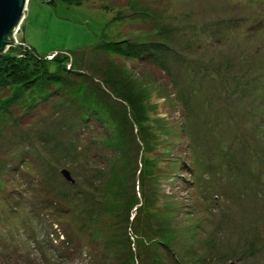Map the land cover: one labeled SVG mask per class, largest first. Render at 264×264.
Instances as JSON below:
<instances>
[{"label": "rangeland", "instance_id": "obj_1", "mask_svg": "<svg viewBox=\"0 0 264 264\" xmlns=\"http://www.w3.org/2000/svg\"><path fill=\"white\" fill-rule=\"evenodd\" d=\"M17 43L0 264H264V0H29Z\"/></svg>", "mask_w": 264, "mask_h": 264}, {"label": "water", "instance_id": "obj_2", "mask_svg": "<svg viewBox=\"0 0 264 264\" xmlns=\"http://www.w3.org/2000/svg\"><path fill=\"white\" fill-rule=\"evenodd\" d=\"M29 0H0V56L16 47L26 17ZM62 175L72 181L67 170Z\"/></svg>", "mask_w": 264, "mask_h": 264}, {"label": "trees", "instance_id": "obj_3", "mask_svg": "<svg viewBox=\"0 0 264 264\" xmlns=\"http://www.w3.org/2000/svg\"><path fill=\"white\" fill-rule=\"evenodd\" d=\"M26 43V42H25ZM27 45V44H26ZM36 54V53H35ZM37 55V54H36ZM37 56H39V55H37ZM16 59H17V57H15ZM17 61H18V59H17ZM46 208H48V207H45L44 209H46ZM56 209V213H58V208H55ZM48 210H51V209H48ZM55 214V212L53 213V215ZM55 226H57V225H55ZM58 227V226H57Z\"/></svg>", "mask_w": 264, "mask_h": 264}, {"label": "built area", "instance_id": "obj_4", "mask_svg": "<svg viewBox=\"0 0 264 264\" xmlns=\"http://www.w3.org/2000/svg\"><path fill=\"white\" fill-rule=\"evenodd\" d=\"M17 41V40H16ZM24 45V47H27L25 44H23Z\"/></svg>", "mask_w": 264, "mask_h": 264}]
</instances>
